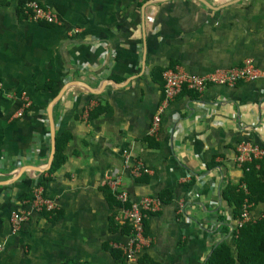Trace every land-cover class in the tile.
<instances>
[{"label":"crops","instance_id":"obj_1","mask_svg":"<svg viewBox=\"0 0 264 264\" xmlns=\"http://www.w3.org/2000/svg\"><path fill=\"white\" fill-rule=\"evenodd\" d=\"M39 2L59 26L0 1V264H120L114 245L129 230L103 195L115 199L107 178L134 203L152 196L162 204L145 223L150 245L135 264H205L234 228L221 193L241 177L236 144L264 147V0H153L144 10L142 0ZM245 61L263 76L185 91L150 133L166 67L203 75ZM61 92L51 112L65 161L48 174L49 110ZM125 153L150 174L135 179ZM36 187L56 208L32 211L13 234L10 215L29 210ZM263 213L259 204L250 217Z\"/></svg>","mask_w":264,"mask_h":264},{"label":"built area","instance_id":"obj_2","mask_svg":"<svg viewBox=\"0 0 264 264\" xmlns=\"http://www.w3.org/2000/svg\"><path fill=\"white\" fill-rule=\"evenodd\" d=\"M1 1V0H0ZM22 11L27 19L33 23L43 24L46 26H59L60 20L55 13L44 8L37 1H27L22 6ZM263 74L255 68L251 61H245L241 67L237 68H217L212 72L196 75L189 73L182 68L166 67L162 72L163 90L162 100L157 108L156 115L152 119L150 133L157 135L161 125L162 116L170 103L175 101L185 91L193 92L201 95L209 86L234 88L240 83L254 82L261 78ZM29 104H24L15 115L16 119L22 118ZM125 169L131 172L135 179L141 178L145 174H150V170L141 163H129V156L124 155ZM264 160V147L248 141H240L235 146V164L239 169L243 165L255 161ZM106 185L115 194L118 202V224L128 228L129 236L124 244L114 245V249L121 253L125 264H135L142 252L150 245V240L145 236V223L148 217L157 214L161 209L159 199L152 196L143 197L138 203H134L127 191L121 189L119 179L107 178ZM239 188L245 192L243 184ZM251 205L242 204L239 217L235 220L232 232H237L244 223L252 221L250 217ZM56 207L47 199L40 187H36L32 191V198L29 201V210L14 211L10 215V226L13 234L19 232L23 224L29 220L30 213L43 211L50 212ZM4 245L0 243V253L3 251Z\"/></svg>","mask_w":264,"mask_h":264},{"label":"trees","instance_id":"obj_3","mask_svg":"<svg viewBox=\"0 0 264 264\" xmlns=\"http://www.w3.org/2000/svg\"><path fill=\"white\" fill-rule=\"evenodd\" d=\"M27 1L31 0H17L16 5L18 15L24 19L27 18L22 11V6ZM33 1L40 4L39 0ZM148 1L153 0H142L141 5ZM47 88L50 89V85H47ZM64 143V135L56 138L54 159L47 171L48 174L56 172L64 163ZM241 184L244 185L245 192L239 188ZM103 195L114 208L118 207V202L107 190H103ZM221 196L227 204L233 206V219L239 217L244 201L251 205L250 210L259 204H264V160L243 165L238 183L226 185ZM222 229L227 231L225 225ZM231 233L230 242H220L212 250L205 264H264V213L259 219L244 223L237 232L231 231ZM113 255L120 264H123L119 252H113Z\"/></svg>","mask_w":264,"mask_h":264},{"label":"water","instance_id":"obj_4","mask_svg":"<svg viewBox=\"0 0 264 264\" xmlns=\"http://www.w3.org/2000/svg\"><path fill=\"white\" fill-rule=\"evenodd\" d=\"M152 2H147L144 4L143 6V10L145 9V7H147L149 4H151ZM62 93L59 94L51 103V106H50V110H49V117H48V120H49V125H50V137H51V156H50V160H49V163H48V169L51 167L52 165V162H53V159H54V154H55V149H56V137H55V131H54V123H53V117H52V112H51V109L52 107L58 102V100L61 98L62 96Z\"/></svg>","mask_w":264,"mask_h":264},{"label":"rangeland","instance_id":"obj_5","mask_svg":"<svg viewBox=\"0 0 264 264\" xmlns=\"http://www.w3.org/2000/svg\"><path fill=\"white\" fill-rule=\"evenodd\" d=\"M256 219V218H255Z\"/></svg>","mask_w":264,"mask_h":264}]
</instances>
